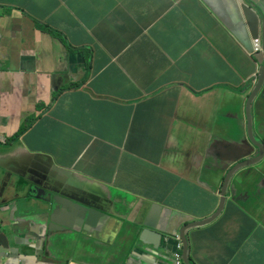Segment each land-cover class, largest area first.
<instances>
[{
	"label": "crops",
	"instance_id": "0c3cea01",
	"mask_svg": "<svg viewBox=\"0 0 264 264\" xmlns=\"http://www.w3.org/2000/svg\"><path fill=\"white\" fill-rule=\"evenodd\" d=\"M238 5L0 0V223L19 239L0 264H176L172 236L259 154ZM252 121L264 146V91ZM227 192L187 230L192 264H264V160Z\"/></svg>",
	"mask_w": 264,
	"mask_h": 264
},
{
	"label": "water",
	"instance_id": "95a60500",
	"mask_svg": "<svg viewBox=\"0 0 264 264\" xmlns=\"http://www.w3.org/2000/svg\"><path fill=\"white\" fill-rule=\"evenodd\" d=\"M238 13L241 17H243L244 24L250 31L251 40L253 39L252 43H253L254 52H256L255 46H254V40L260 39L261 48L258 52L254 53V55L256 56V59L259 60L260 70H259L258 78L256 82L252 85H249V88L252 87V90L247 99V109H246L249 138L254 144V146L258 149L259 154L252 159H248V160H245V161H242L236 164L227 173L224 179L223 185H222V189H221V202H220L218 210L216 211L214 215H212L211 217L203 221H197L194 223H190L184 226L180 233H176L172 236V238L177 239L178 244L179 242H182L183 247L181 249V253H182V259H183L184 264H192L191 259H190V247H189V238L187 236V230H189L190 228L206 226L214 222L216 219H218L226 207V201H227V196H228L227 191L229 187V182L232 176L234 175V173H236L238 170L242 168L256 165L262 160H264V146L258 139H256L254 135L253 121H252V109H253L254 102L256 98L264 91V6L261 3H259L257 0H240V6L238 5ZM0 168L4 169L5 167L0 166ZM8 174L13 176L14 172L9 170ZM6 176L7 174H5V178ZM18 184L19 182L16 180L12 181V180L4 179L2 182V188L11 186L12 189H16ZM32 190L33 189H29L27 185H24V184L23 186H21V189H20V191H27L29 194H31ZM45 203L46 202L44 199H40V204H45ZM10 242H12V244H15V245L19 243V239H17V231H15L14 228L11 227L10 225L0 223V252H3V255L10 253V250H11ZM145 242L151 243L154 246H159V244L156 242H148V241H145ZM172 259H173V262H175V258L173 257Z\"/></svg>",
	"mask_w": 264,
	"mask_h": 264
},
{
	"label": "built area",
	"instance_id": "2783aa9c",
	"mask_svg": "<svg viewBox=\"0 0 264 264\" xmlns=\"http://www.w3.org/2000/svg\"><path fill=\"white\" fill-rule=\"evenodd\" d=\"M254 46H255V51L258 52L260 50V39H256L254 40ZM182 242H179L178 244V251L174 254L175 257V263L176 264H184L183 263V259H182V253H181V249H182Z\"/></svg>",
	"mask_w": 264,
	"mask_h": 264
},
{
	"label": "trees",
	"instance_id": "16d2710c",
	"mask_svg": "<svg viewBox=\"0 0 264 264\" xmlns=\"http://www.w3.org/2000/svg\"><path fill=\"white\" fill-rule=\"evenodd\" d=\"M86 73H88V71H86ZM86 77H87V74L85 75L84 79H85ZM24 131H25L24 128L21 129V130L16 134V137L13 138V140H16V139L20 138V137L23 135Z\"/></svg>",
	"mask_w": 264,
	"mask_h": 264
},
{
	"label": "rangeland",
	"instance_id": "374dc122",
	"mask_svg": "<svg viewBox=\"0 0 264 264\" xmlns=\"http://www.w3.org/2000/svg\"><path fill=\"white\" fill-rule=\"evenodd\" d=\"M246 109H247V107H246Z\"/></svg>",
	"mask_w": 264,
	"mask_h": 264
}]
</instances>
